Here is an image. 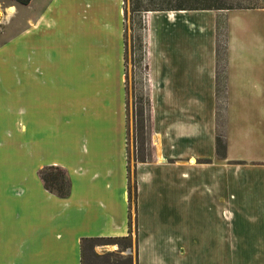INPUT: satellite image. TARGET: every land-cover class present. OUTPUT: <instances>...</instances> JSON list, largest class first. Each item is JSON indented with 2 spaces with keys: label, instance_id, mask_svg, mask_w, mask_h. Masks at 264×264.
Returning <instances> with one entry per match:
<instances>
[{
  "label": "crops",
  "instance_id": "1",
  "mask_svg": "<svg viewBox=\"0 0 264 264\" xmlns=\"http://www.w3.org/2000/svg\"><path fill=\"white\" fill-rule=\"evenodd\" d=\"M0 1V264H80L129 220L135 264H264V24L242 22L264 10L143 14L153 154L129 211L122 0Z\"/></svg>",
  "mask_w": 264,
  "mask_h": 264
},
{
  "label": "trees",
  "instance_id": "2",
  "mask_svg": "<svg viewBox=\"0 0 264 264\" xmlns=\"http://www.w3.org/2000/svg\"><path fill=\"white\" fill-rule=\"evenodd\" d=\"M13 3L18 6H26L30 0H3ZM220 2V3H219ZM125 0H122L123 9V27H122V41H123V67H124V90L126 88V60H125V31H124V17H125ZM128 13L131 19L135 18L137 21V29L143 32L144 26L141 24V15L148 12H178V11H245V10H264V4H257L249 0H237L232 3L224 2L223 0H127ZM142 25V26H141ZM141 26V27H140ZM136 50L139 53L137 62L141 63L144 60V48L142 38H137ZM223 57V42L217 40L216 45V59L217 63L222 61ZM145 74L147 73L146 65H143ZM146 76V75H145ZM221 81L216 79L217 93L218 86ZM138 111L133 116L134 131L137 132V141L134 155L132 156L133 163H150L152 161V147L149 142L150 137V118H149V102L146 97L138 100ZM135 140V139H134ZM215 153L217 156L222 157L224 152V145L221 137H215ZM126 152V173H127V201L129 211L134 207L135 199V184L133 181L132 173L129 179L127 148ZM39 177L43 182L46 191L59 198H64L68 193V186L63 172L57 168H46ZM131 224L133 221H127V235L122 238H106V239H82L79 242L80 248V264H83L85 250L93 246H98L101 242L104 243H117L127 242L131 235ZM135 245V242H134ZM123 250V249H122Z\"/></svg>",
  "mask_w": 264,
  "mask_h": 264
},
{
  "label": "rangeland",
  "instance_id": "3",
  "mask_svg": "<svg viewBox=\"0 0 264 264\" xmlns=\"http://www.w3.org/2000/svg\"><path fill=\"white\" fill-rule=\"evenodd\" d=\"M125 60H126V88H125V110L127 116V133L126 147L128 158L129 179L131 178L132 156L134 155L137 141V132L133 127V116L138 111V100L145 97L146 90V74L143 70L144 61L137 62L139 53L137 52L136 40L142 38L143 32L137 29V21L131 19L128 13L127 0H125ZM224 2H234L237 0H223ZM245 1V0H244ZM257 4H264V0H249ZM2 1H0L1 4ZM220 3V2H219ZM254 12H249L242 18L245 25L259 21L264 24V13L260 16H255ZM143 15H141V24L143 25ZM141 25V26H142ZM140 26V27H141ZM144 31V30H143ZM221 39V38H220ZM221 42V40H220ZM135 139V140H134ZM131 222V221H130ZM132 230V224H131ZM123 249V250H122ZM84 256L83 264H135L134 254V237L133 232L129 236L127 242L104 243L101 242L98 246L87 248Z\"/></svg>",
  "mask_w": 264,
  "mask_h": 264
}]
</instances>
